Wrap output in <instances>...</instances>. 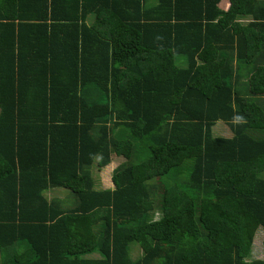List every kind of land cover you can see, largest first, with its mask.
<instances>
[{
    "label": "trees",
    "instance_id": "obj_1",
    "mask_svg": "<svg viewBox=\"0 0 264 264\" xmlns=\"http://www.w3.org/2000/svg\"><path fill=\"white\" fill-rule=\"evenodd\" d=\"M260 228L264 0H0V264H264Z\"/></svg>",
    "mask_w": 264,
    "mask_h": 264
},
{
    "label": "rangeland",
    "instance_id": "obj_2",
    "mask_svg": "<svg viewBox=\"0 0 264 264\" xmlns=\"http://www.w3.org/2000/svg\"><path fill=\"white\" fill-rule=\"evenodd\" d=\"M225 2L220 4L221 8H225L226 5L224 4ZM213 135L214 136H230L231 133L229 131V128L226 126V124L219 123L216 124L213 127ZM122 136H128L130 137L129 133H122ZM137 151V158L142 157L145 155L146 150L143 148H140L139 146L136 147ZM126 160L123 157H114L111 159V162L108 166L104 168H97L96 164L93 165L91 172H92V178L94 180V188L98 190L106 189L107 187H110V178H111V171L120 166L121 164H125ZM66 193L62 191H52L48 192L47 196L48 197H53L57 196L60 197L63 200H67L65 197ZM263 238H264V229L260 228V230L257 232L255 236V241H254V248L251 251V256L250 259H264V244H263ZM131 254L134 259L138 258L141 256V250L138 247H132Z\"/></svg>",
    "mask_w": 264,
    "mask_h": 264
},
{
    "label": "crops",
    "instance_id": "obj_3",
    "mask_svg": "<svg viewBox=\"0 0 264 264\" xmlns=\"http://www.w3.org/2000/svg\"><path fill=\"white\" fill-rule=\"evenodd\" d=\"M224 4H225V3H224ZM225 5H226V4H225ZM226 7H227V5H226ZM226 7H225V8H226ZM219 123H221V122H217L216 124H219ZM216 124H215V125H216ZM215 125H214V126H215ZM214 126H213V127H214ZM212 130H213V128H212ZM114 157H116V156H114ZM114 157H113V158H114ZM114 169H115V168H114ZM114 169H113V170H114ZM113 170H112V171H113ZM112 171H111V174H112ZM110 183H111V178H110ZM112 188H113V185H112V183H111L110 187H107L106 189H112ZM254 241H255V238H254V240H253L252 248H254V246H255V245H254Z\"/></svg>",
    "mask_w": 264,
    "mask_h": 264
}]
</instances>
